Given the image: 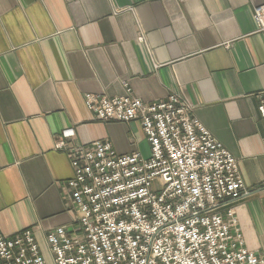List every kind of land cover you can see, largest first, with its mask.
Returning <instances> with one entry per match:
<instances>
[{"label": "crops", "instance_id": "crops-1", "mask_svg": "<svg viewBox=\"0 0 264 264\" xmlns=\"http://www.w3.org/2000/svg\"><path fill=\"white\" fill-rule=\"evenodd\" d=\"M264 0H0V231L74 225L69 155L103 140L121 154L150 146L140 122H105L88 94L145 102L180 96L237 159L246 192L233 207L247 249L264 255Z\"/></svg>", "mask_w": 264, "mask_h": 264}, {"label": "built area", "instance_id": "built-area-1", "mask_svg": "<svg viewBox=\"0 0 264 264\" xmlns=\"http://www.w3.org/2000/svg\"><path fill=\"white\" fill-rule=\"evenodd\" d=\"M254 20L264 31V4ZM257 97L264 125V90ZM85 103L98 120L140 122L149 155L103 140L71 146L74 130H65L56 148L74 170V225L49 231V259L32 229L0 231V264H264L246 248L233 207L221 210L246 192L237 159L180 96L88 94Z\"/></svg>", "mask_w": 264, "mask_h": 264}, {"label": "rangeland", "instance_id": "rangeland-1", "mask_svg": "<svg viewBox=\"0 0 264 264\" xmlns=\"http://www.w3.org/2000/svg\"><path fill=\"white\" fill-rule=\"evenodd\" d=\"M44 255L49 259L50 255H48V252H44Z\"/></svg>", "mask_w": 264, "mask_h": 264}]
</instances>
